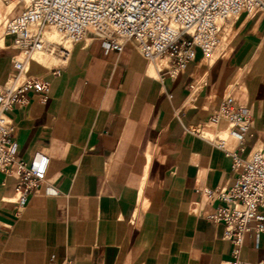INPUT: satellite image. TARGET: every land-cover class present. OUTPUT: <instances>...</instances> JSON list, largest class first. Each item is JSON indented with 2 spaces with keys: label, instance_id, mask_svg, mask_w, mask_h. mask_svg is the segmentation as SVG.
Listing matches in <instances>:
<instances>
[{
  "label": "crops",
  "instance_id": "0c3cea01",
  "mask_svg": "<svg viewBox=\"0 0 264 264\" xmlns=\"http://www.w3.org/2000/svg\"><path fill=\"white\" fill-rule=\"evenodd\" d=\"M227 28L221 56L208 63L196 49L173 77L170 59L148 62L130 42L105 50L89 34L57 70L32 74L49 91L8 112L15 161L42 152L48 164L24 207L14 200L16 166L0 172V264L264 262V232L251 224L235 256L223 223L210 219L218 200L207 192L233 185L232 159L187 130L230 101L251 118L238 155L264 149V13H242ZM7 47L0 90L14 72ZM225 126L221 118L204 131Z\"/></svg>",
  "mask_w": 264,
  "mask_h": 264
},
{
  "label": "built area",
  "instance_id": "2783aa9c",
  "mask_svg": "<svg viewBox=\"0 0 264 264\" xmlns=\"http://www.w3.org/2000/svg\"><path fill=\"white\" fill-rule=\"evenodd\" d=\"M20 5L18 12L3 23L4 36L13 37L14 72L0 90V172L8 175L16 166L19 177L14 188V200L24 207L28 195L45 178L48 157L36 152L29 161H15L14 124L8 112L16 104L26 102L30 92L42 98L49 84L39 77L26 74V63L35 52L54 55L62 66L72 48L86 35L98 37L105 50L120 51L127 42L148 62L170 59V76H176L199 49L210 63L222 55L221 36L228 43L229 22L240 14L264 13V0H4ZM58 34L49 40L47 32ZM59 65L53 68L57 70ZM226 121L222 131L207 136L204 127L214 126L219 119ZM251 118L247 108L230 101L210 114L205 124L189 126L188 131L208 138L232 159L235 180L231 187L212 193L218 200L216 212L210 216L224 225V237L234 246L236 256L244 235L251 229L264 232V149L241 158ZM229 139L236 142L235 150L227 149ZM51 264H73L70 259ZM230 264H248L235 260ZM264 264V262L260 263Z\"/></svg>",
  "mask_w": 264,
  "mask_h": 264
},
{
  "label": "rangeland",
  "instance_id": "374dc122",
  "mask_svg": "<svg viewBox=\"0 0 264 264\" xmlns=\"http://www.w3.org/2000/svg\"><path fill=\"white\" fill-rule=\"evenodd\" d=\"M0 12L2 13V16L3 17H1V24H0V37L1 38H4L5 39V42H6V44L8 45V46H10V47H12L13 48V37L12 36H4V34L2 33L3 31V23H4V21L7 19V18H10V17H12L13 15H15L17 12H18V10L20 9V5H13V7L11 8V10L10 11H7L6 9H7V5L9 4V3H7V2H5L4 0H0ZM4 12H5V14H4ZM2 26V27H1ZM2 28V29H1ZM47 31H49V30H47ZM47 35V34H46ZM57 35V37H58V34H56ZM57 40V39H56ZM225 43H226V40L225 39H223V36H221V42H220V44H219V48H223L224 47V45H225ZM15 50V52H17V50L16 49H14ZM40 56H41V58H43L44 59V61L47 59V61H48V59H50L51 57L53 58V61L51 60V64L50 65H46V64H43V63H39V62H37L36 60H34L33 61V59H31L29 62H27L26 63V74H34V72H36V70L37 71H39V72H45V71H47V70H49L50 68H52V67H54V64H56V65H61V63H60V61L59 60H57V58L54 56V55H52V54H48L47 52H40ZM47 57V58H46ZM49 57V58H48ZM51 58V59H52ZM55 59V60H54ZM158 62L160 61V59L158 58V59H156ZM31 63V64H30ZM38 63V64H37ZM162 64H165V62L164 61H162L161 62ZM30 66V67H29Z\"/></svg>",
  "mask_w": 264,
  "mask_h": 264
},
{
  "label": "bare ground",
  "instance_id": "6f19581e",
  "mask_svg": "<svg viewBox=\"0 0 264 264\" xmlns=\"http://www.w3.org/2000/svg\"><path fill=\"white\" fill-rule=\"evenodd\" d=\"M1 5V4H0ZM13 3H9L8 5H7V11H10L11 10V8L13 7ZM4 14H5V12H4ZM4 16V15H3ZM2 16V13L0 12V24H1V17H3ZM2 27V26H1ZM2 29V28H1ZM3 31V30H2ZM47 38L49 39V40H56V39H58V37H57V35H56V33L54 32V31H49V32H47ZM8 45L6 44V42H5V39L4 38H1L0 37V48H4V47H7ZM8 48V47H7ZM47 58V57H46ZM49 58V57H48ZM52 58V57H51ZM48 59V61H47V59L44 61V59L43 58H41V56H40V52H35V53H33L32 55H31V57L29 58V60L27 61V62H29L31 59H33V61L34 60H36L37 62H39V63H43V64H46V65H50L51 64V60L53 61V58L52 59ZM55 60V59H54ZM32 61V60H31ZM31 64V63H30ZM38 64V63H37ZM54 66H56V64H54ZM30 67V66H29Z\"/></svg>",
  "mask_w": 264,
  "mask_h": 264
}]
</instances>
